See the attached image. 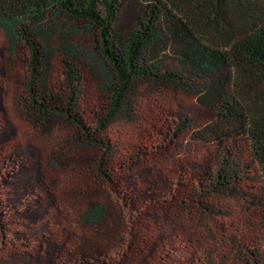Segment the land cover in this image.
<instances>
[{
	"label": "trees",
	"instance_id": "obj_1",
	"mask_svg": "<svg viewBox=\"0 0 264 264\" xmlns=\"http://www.w3.org/2000/svg\"><path fill=\"white\" fill-rule=\"evenodd\" d=\"M0 34L29 54L27 126L65 132L94 154L50 172L49 234L72 247L91 237L77 226H99L107 205L89 189L105 188L125 210L117 249L66 264H264V0H0ZM157 92L171 101L160 107ZM143 122L152 133L137 131ZM40 154L62 165L54 150ZM152 179L161 184L146 187ZM68 187L88 193L73 198L72 215L57 206ZM225 201L241 206L226 236L215 225L236 217ZM167 208L195 215L202 237L166 232Z\"/></svg>",
	"mask_w": 264,
	"mask_h": 264
},
{
	"label": "rangeland",
	"instance_id": "obj_2",
	"mask_svg": "<svg viewBox=\"0 0 264 264\" xmlns=\"http://www.w3.org/2000/svg\"><path fill=\"white\" fill-rule=\"evenodd\" d=\"M63 26L78 28L74 36L81 44H94L95 38L91 31L69 21H64ZM29 59L24 45L13 47L0 34V264H66L83 253L89 257L97 253H109L121 244L126 217L122 202L105 188L87 190L106 203L107 217L94 229H87L82 224L77 226L79 231L88 230L91 236L83 243L80 242V245L72 247L67 244L69 238L51 236L49 229L43 225L44 218L52 207V195L46 190L48 179H52L50 172L56 173L55 169L57 171L67 165L85 164L93 159L94 154L66 136L65 132L56 129L47 134L27 126L25 119ZM52 81L58 88L63 87L64 76L60 64L53 71ZM153 99L160 107L171 101V97L162 92H157ZM147 103L145 102L146 105ZM189 106L196 118L208 116V112L200 109L197 104L189 102ZM139 128L137 131L152 133V128L144 122ZM46 149L54 150L62 165L46 164L41 160L40 153ZM204 151L198 155L208 158ZM63 172L60 171L61 179ZM120 175L125 183H140L139 174L121 171ZM160 182L158 179L149 180L146 187L161 184ZM74 189L68 187L63 190L62 201L65 205H57L62 211H70V215L73 213V198H85L88 195L85 190ZM219 206L231 207L232 214L236 216L229 223L215 224L221 231L220 235L226 236L239 224L241 206L230 201L221 202ZM158 217L166 232L195 239L202 237L195 215L167 208L159 212ZM35 226L37 234L31 238L11 233L15 230L26 232ZM68 253L70 254L67 255Z\"/></svg>",
	"mask_w": 264,
	"mask_h": 264
}]
</instances>
